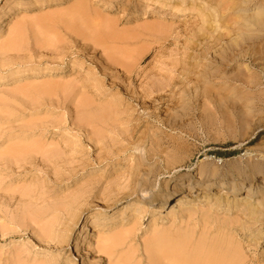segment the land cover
Masks as SVG:
<instances>
[{
  "label": "rangeland",
  "instance_id": "374dc122",
  "mask_svg": "<svg viewBox=\"0 0 264 264\" xmlns=\"http://www.w3.org/2000/svg\"><path fill=\"white\" fill-rule=\"evenodd\" d=\"M160 1L0 0V264H264L248 201L196 200L264 179V0Z\"/></svg>",
  "mask_w": 264,
  "mask_h": 264
},
{
  "label": "bare ground",
  "instance_id": "6f19581e",
  "mask_svg": "<svg viewBox=\"0 0 264 264\" xmlns=\"http://www.w3.org/2000/svg\"><path fill=\"white\" fill-rule=\"evenodd\" d=\"M50 2L53 0H39V2ZM156 2H153V6L157 5L158 7L161 8H166L168 6V4L164 1H160V0H155ZM193 1H199L200 4H198V7L201 8V10L206 9L209 6V2L210 0H193ZM168 2H171V0H168ZM192 6H195V3L191 2ZM6 6L3 5L0 8V11L3 10ZM101 11H103V9H100ZM129 13H126V10L121 14V15H112L113 18L111 20L116 21L117 23L123 19L126 18V16ZM135 15H139L137 14V11L135 12ZM257 17V19H253L255 20L254 23L257 24V26L259 27H264V12H261ZM90 21V20H89ZM145 23L149 24L150 23V19L149 18H145L144 19ZM88 23V22H87ZM91 23V22H90ZM92 24V23H91ZM94 24L100 28L101 26H103V19H95ZM90 24H88L89 26ZM146 25V24H145ZM87 26V24H86ZM255 26V24H254ZM90 27V26H89ZM95 27V26H94ZM92 27V28H94ZM87 28V27H86ZM89 30V29H88ZM94 30V29H92ZM96 32V31H95ZM100 37V36H99ZM52 70L51 68H46L45 71H41V70H34L32 71V75L37 76V75H43L46 73H50ZM25 74H21L20 72L15 73L14 75L10 76V77H6L3 79L4 82H12L13 80H17L20 77L24 76ZM135 146V150L136 151H141V146L138 143L134 144ZM262 159H264V156L262 155ZM264 173V172H263ZM232 177L229 179H224V184L226 187H219L217 189H210L209 188H202L201 191H199L198 193V197L196 200H200L201 202H208L207 205H210V208L214 207L216 208L217 211H222L225 213L228 212H232L234 210H237L238 208H240L242 205L245 204L246 201H248L247 203V212H248V216L247 219L249 220L248 223L251 224L250 221L253 222L254 225H260L261 220H264V194L260 197L258 196L257 198L254 197V193H253V188H251V186H249V184H246L249 180L250 183L253 182H257L260 183V181L262 180L264 182V179L262 177H258V175H252L250 177L248 176H244V178L242 179H238V177L240 176H234L231 175ZM264 176V175H263ZM137 182L135 183L133 189H132V193L136 194L137 193ZM264 185V183H263ZM232 193H238L236 196L232 195ZM244 196H247L250 198H244ZM263 198V199H262ZM246 200V201H244ZM150 201V199L146 198V197H138V200L136 202V205H133V207H131V209H128V211H125L123 215L126 216H130L134 209H139L141 212H146L149 213L151 207H157V206H153L154 202ZM177 205L174 206H167L165 209L163 208L162 211L158 212V209H154L153 210L157 211V213L154 214L155 216V222L153 223V229L157 230V222H159V218H165L167 221L168 220H172V219H176L180 214L185 213L187 211H193V210H200L202 208H204V206L202 207V203H195V198H186L183 197L178 199L177 201ZM241 202V203H240ZM152 204V205H151ZM161 208V207H160ZM171 209V210H170ZM164 210L169 211L168 213H166V215L164 216ZM160 216V217H158ZM248 223L245 224V228H249L248 227ZM252 225V224H251ZM262 225V224H261ZM107 226H105L104 228H106ZM108 230V228H106ZM121 229H124V227H122ZM94 229H92L93 231ZM98 233H100V231H98ZM260 234V238L264 237V226L262 231L259 233ZM100 235V234H99ZM124 238H119V239H115V240H110L108 241V243H116V244H121L122 242H124ZM240 245L243 244L241 241L238 242ZM248 249H254L252 244L247 243L246 244ZM210 255H216V256H223L222 254H213L210 253ZM236 262H234L235 264H240L241 262L239 260H234Z\"/></svg>",
  "mask_w": 264,
  "mask_h": 264
}]
</instances>
